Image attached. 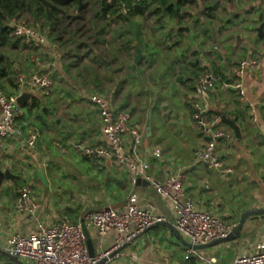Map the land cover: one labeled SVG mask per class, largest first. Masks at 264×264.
<instances>
[{
	"label": "crops",
	"instance_id": "0c3cea01",
	"mask_svg": "<svg viewBox=\"0 0 264 264\" xmlns=\"http://www.w3.org/2000/svg\"><path fill=\"white\" fill-rule=\"evenodd\" d=\"M173 1L172 15L148 9L142 15H134L141 19L143 15L153 16L147 30L137 28L136 32L125 34L118 30L119 35L103 44L106 51L103 55L111 58V66L108 61L106 64L97 58V53H84L83 60L89 59L92 69L99 68L95 61L105 67L103 79L98 78L88 86L77 83L63 71L64 66L70 65L73 70L75 65L63 63L59 45L49 38L45 45L35 48L40 59L32 57L30 63L25 62V57L20 74L45 71L53 78L56 72L54 89L49 105L23 108L22 126L33 125L39 130L40 137L34 148L27 146L25 135L13 139L0 137V165L18 176L0 185V245L13 234L27 235L34 231L39 221L49 223L64 217L78 221L88 210L121 209L132 193L135 204L154 205L155 211L174 225L170 201L158 195L148 179L141 177L147 184L133 185L124 165L106 158L93 160L81 153L80 145L105 143L98 105L90 100L93 94L115 110L128 112V125L144 131L138 156L148 165L144 170L146 177L162 180L169 173L183 172L184 191L194 199L196 207L235 225L240 219L237 208L242 202L251 200L253 208L264 207V36H258L255 30L259 25L257 17L264 11V0ZM110 17L126 22L130 16L123 9ZM202 23L206 27L200 26ZM140 24L135 23L136 27ZM170 27L172 30H168ZM136 43L146 55L138 63H134ZM125 59L131 60V65L122 66ZM243 59L253 60L255 64L249 63L244 74L238 76L235 68ZM169 65L183 108L179 111L174 105L170 109L169 101L164 102L159 94L165 89L159 73ZM205 71L219 76V81L203 95L199 93L197 81ZM238 77L253 106L255 122L249 106L242 104L235 90L225 85ZM11 83L7 88L1 83V88L7 96L16 97L21 88L16 81ZM153 98L148 135L146 127ZM43 99L33 97L25 104ZM158 102V120H155L152 112ZM194 102L205 105L207 119L220 115V125L231 132V138L217 143L216 150L223 163L220 169L208 167L196 157L205 139L194 119ZM222 117L235 121L240 137H236ZM125 140L130 149V136L126 135ZM156 148L160 150L159 155L154 153ZM39 169L43 171V179L35 173ZM25 179L31 181L37 218L14 207L17 189ZM87 231L94 251L114 242L115 232L101 235L94 229ZM260 243H264V214L254 220L247 219L234 239L197 249V254L188 258H184L188 247L171 229L153 225L123 248L110 264H230L234 257L253 251ZM21 262L36 264L30 259Z\"/></svg>",
	"mask_w": 264,
	"mask_h": 264
},
{
	"label": "built area",
	"instance_id": "2783aa9c",
	"mask_svg": "<svg viewBox=\"0 0 264 264\" xmlns=\"http://www.w3.org/2000/svg\"><path fill=\"white\" fill-rule=\"evenodd\" d=\"M112 1V0H106ZM11 35L20 39L24 44L40 48L47 43V36L38 29L25 24L9 22ZM255 61L240 60L235 68L238 76H242L245 68ZM16 81L22 89H34L42 97H50L54 89V80L47 72H33L25 76L18 74ZM219 76L211 72H203L198 77L199 93L206 95V89ZM225 85L235 90L238 100L251 109V119L255 122L256 116L251 102L246 96V89L239 77ZM91 102L98 105L99 118L103 126L105 143L103 145H80L81 153L93 160L106 158L124 165L128 170L131 184L135 185L138 177L149 180L151 187L163 198L170 201L174 213V226L192 245L206 244L213 240L226 237L234 228V223H228L217 215L199 209L192 197L188 196L183 188L185 174L183 172L169 173L164 179L158 180L146 177L147 163L138 156V149L144 136V131L128 125L130 115L126 111H117L105 102L99 95L93 94ZM194 119L200 134L205 139L201 150L196 151V157L208 167L222 168L220 155L216 147L220 139L231 138V132L220 125L221 117L216 115L212 120L205 116V105L194 102ZM23 107L16 103L15 97L7 96L0 87V137L13 139L26 136L28 147L34 148L39 140V130L33 125L22 126L20 123ZM126 135L130 136V149L126 142ZM159 155L160 150H154ZM224 171V169H222ZM225 171H230L229 169ZM32 188L23 183L17 189L14 207L29 216L35 215L38 207L34 202ZM135 194L129 196L128 201L121 209L106 207L86 211L78 221L66 217L54 222H40L34 231L29 234H13L9 236L0 248L8 251L15 257L30 259L36 264H95L104 257L129 243L144 233L157 222L165 221V217L155 211V206L135 204ZM84 227L94 229L103 235L115 232V239L111 246L100 248L90 256ZM121 250L108 258L104 264H110ZM197 254L196 249L188 247L184 258ZM264 263V243L258 244L251 252L237 255L230 264H262ZM0 264H3L0 260Z\"/></svg>",
	"mask_w": 264,
	"mask_h": 264
},
{
	"label": "rangeland",
	"instance_id": "374dc122",
	"mask_svg": "<svg viewBox=\"0 0 264 264\" xmlns=\"http://www.w3.org/2000/svg\"><path fill=\"white\" fill-rule=\"evenodd\" d=\"M82 1L83 2H82V6L80 7V10L76 8L74 2H72L71 5L58 7L57 9H59L61 12L58 13L57 20L53 17L46 15L47 13L44 11L43 8L44 5L43 6L41 5L42 8L39 12L36 11L35 8L36 5H31L30 8L28 6L24 7L22 10L18 12V14L15 17H13L12 20H14L15 23L25 24L28 27L38 29L40 32H43L44 35L47 36V41L49 38V40L59 45L60 52L62 53V56H64L63 63L69 62L75 65V68H73V70L70 69L71 68L69 67L70 65L64 66L63 71H67V73L71 78L76 79L77 83L82 84L84 86H88L89 84H93L96 80H98V78L100 80V78L104 74L105 67L102 65V63L95 61L96 63H98L96 64V67L97 65L99 67L98 70L95 71L94 69H92L89 59L85 58V61L83 60L84 53H88V52H94L95 54L97 53L96 55L97 58L99 56L101 57L104 56L106 61H108V64L111 66V64L109 63L110 62L109 60H111V58L108 57L106 58V56L103 55L106 54L105 45L103 44L106 42L108 43V41L111 40V38L119 35L118 30L121 31L123 34H125V32L128 31L134 33L136 32L135 30L137 28L138 30H142L144 32L145 30H147V28L150 27L154 19L153 16L151 15H145V16L143 15L142 19L133 15L128 17V20L126 22L123 20L121 22H118L116 18H112V17H106L105 19L104 18L102 19L100 17H96L97 15L95 16V13L97 12L99 7L98 6L99 0H82ZM149 9H153V8H149ZM135 23L138 24L141 23L140 27H136ZM200 26L206 27V25L203 23ZM102 28H103V33L100 34ZM168 30H172L171 27ZM193 36H194V32L191 34L192 39ZM11 38H12L11 42L3 46H0V54L2 55V59L0 60V69H3V71L6 73L5 76L1 77L0 82L3 84L4 88L10 87V85H12L11 82L13 80L16 81V76L21 73L22 64L24 63L23 61L25 57H26L25 62H30V63L32 62V57L33 59H35V57H37V59L38 58L40 59V55L37 54V51L34 47L28 46L26 44L24 46V43L22 41L20 40L16 41V37L11 36ZM79 45H87V47L85 46V49L80 50L78 48ZM147 49L149 52L152 51V49L149 47H147ZM176 52L180 53L179 50H176ZM110 53H112V50H110L109 54ZM92 55L94 57L93 53ZM175 57L179 59L178 58L179 54L176 53ZM170 64H172V62ZM127 65H131V60L127 61L125 59V62L122 64V66H127ZM55 73L52 74L53 78L55 77ZM171 73H172L171 65L166 66L164 71L162 70V73H159L158 78L164 79L161 81V86L165 87V89L159 94L160 97L161 96L164 97L163 100L164 102L165 100H167V102L169 101L170 105L168 106L170 107V109H172L171 105H174L176 107V111H179L182 110L183 108L180 104V99L177 95L178 87L174 83ZM9 78L12 79L11 82L9 81ZM158 78L156 79V77H154V79L156 80H159ZM102 79L103 77L101 78V80ZM91 87L92 86H90V88ZM141 90H139L140 93L142 92ZM66 96L67 95H64V97ZM50 97L46 96L44 97L43 101L36 102L37 103L36 106L41 108L44 105H49L48 101L51 99ZM148 102L149 100L147 101V104H149ZM159 106L160 105L158 102L152 112L153 119L155 120H158L157 108ZM173 114H176L175 110L173 111ZM22 180L23 179H21V181ZM24 183H28L30 185L31 181L25 179ZM19 259L22 261L24 260L22 258ZM0 260L3 264H5L8 261V259H6L1 255H0Z\"/></svg>",
	"mask_w": 264,
	"mask_h": 264
},
{
	"label": "water",
	"instance_id": "95a60500",
	"mask_svg": "<svg viewBox=\"0 0 264 264\" xmlns=\"http://www.w3.org/2000/svg\"><path fill=\"white\" fill-rule=\"evenodd\" d=\"M78 1V6L79 8L82 6V0H77ZM257 21H259V25L255 28V30L257 31V35L258 36H264V11H261V13L258 15L257 17ZM135 55H134V63H138V61L142 58L145 57L146 55L142 52L141 48L139 47V45L136 43L135 45ZM99 58L107 64V61L99 56ZM33 97H42L41 94H39L36 90L34 89H27L26 87H23L20 91V93L15 97V101L17 104H19L21 107H23V105L26 102H29L31 100V98ZM155 98H153V102L151 104L150 110H149V120H148V124H147V134H150V129H151V109L153 108L155 102H154ZM222 120L227 123L234 131L236 137H240V130L238 128V126L236 125L235 121L226 117H222ZM40 178H44L43 175V171L42 169H39L35 172ZM14 178H18L17 175H14L9 168H5L2 169V166L0 165V185L3 181L5 180H12ZM147 180L138 177L136 179V184H147ZM244 203L243 205L241 204L240 206H238V210L240 212V219L238 224L235 226V228L224 238H219L216 240H213L211 242H208L206 244H199V245H192L190 242L186 241L182 235L180 234V232L175 228V226L171 223V222H166V221H161V222H157L154 225H165L167 226L169 229H171L172 233L174 234V236L176 238L179 239V241L181 243H183L184 245H186L187 247H192L194 249H201L207 246H212L215 244H218L220 242H224V241H228V240H232L234 239L242 230L243 224L247 219H257L258 216L263 215L264 214V207L262 208H253L252 207V202L251 200L249 201H244L242 202ZM153 226V225H152ZM84 231L86 234V238H87V245H88V250H89V254L90 256H93L94 254V247L92 245L91 239L89 237L88 231L87 229L84 227ZM130 243V242H129ZM129 243H125L122 246H120L119 248L115 249L114 251H112L108 257H104L102 258L100 261H98L95 264H104V262L108 259L111 258L112 256H114L115 253H117L118 251L122 250L123 248H125ZM0 255L5 257L6 259L10 260L11 262H13L14 264H23L21 262L20 259H18L17 257H15L14 255L10 254L8 251L0 248Z\"/></svg>",
	"mask_w": 264,
	"mask_h": 264
},
{
	"label": "trees",
	"instance_id": "16d2710c",
	"mask_svg": "<svg viewBox=\"0 0 264 264\" xmlns=\"http://www.w3.org/2000/svg\"><path fill=\"white\" fill-rule=\"evenodd\" d=\"M72 2L75 3L76 8L80 10L78 6L77 0H0V46H3L12 41L11 38V27L9 26V22L15 17L20 10L24 7H29L31 5H36V11L39 12L41 10V5H44V11L47 13L46 15L53 17L57 20V15L61 12L58 7L71 5ZM173 0H99L98 1V10L95 13L96 17L106 18L114 15L119 10H125L128 16L133 15H142L149 8H153L155 10L162 11L169 15H172L175 12ZM56 23V21H55ZM103 33V28L100 31V34ZM60 39V36H59ZM20 39L16 38V41ZM21 41V40H20ZM15 44V43H13ZM25 46V44H24ZM86 46L87 45H79ZM2 59V55L0 54V60ZM6 73L3 69H0V79L2 76H5ZM10 82L11 79L9 78ZM1 87V83H0ZM36 106L35 101L33 100L29 104H25L23 108L28 110L34 108ZM5 264H14L10 260H8Z\"/></svg>",
	"mask_w": 264,
	"mask_h": 264
}]
</instances>
